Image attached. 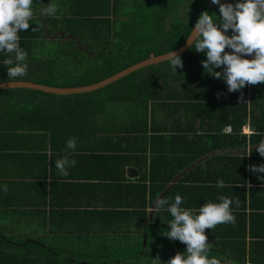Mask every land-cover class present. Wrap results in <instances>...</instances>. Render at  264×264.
Instances as JSON below:
<instances>
[{
	"label": "crops",
	"instance_id": "0c3cea01",
	"mask_svg": "<svg viewBox=\"0 0 264 264\" xmlns=\"http://www.w3.org/2000/svg\"><path fill=\"white\" fill-rule=\"evenodd\" d=\"M106 1L34 0L37 30L19 33L27 72L8 77L5 62L15 60L0 52V83L37 82L64 65L58 46L73 43L74 20L103 18ZM49 2L55 16L41 12ZM210 76L201 90L198 79L190 86L161 79L111 101L96 89L57 94L45 102L47 122L30 125L5 116L14 94L3 92L0 185L8 190H0V264H166L186 245L163 234L172 217L152 204L176 194L194 209L218 195L238 201L235 223L205 229L211 254L220 264H264V173L250 167L264 164L254 150L264 137V82L229 92ZM70 137L76 163L63 176L55 159ZM218 178L223 188L215 187Z\"/></svg>",
	"mask_w": 264,
	"mask_h": 264
},
{
	"label": "clouds",
	"instance_id": "9594fccd",
	"mask_svg": "<svg viewBox=\"0 0 264 264\" xmlns=\"http://www.w3.org/2000/svg\"><path fill=\"white\" fill-rule=\"evenodd\" d=\"M211 2L219 6V15L202 11L186 36L189 47L206 56L201 61L203 69L222 79L229 92L264 82V0ZM33 4L34 0H0V52L12 54L15 60V63L12 59L5 62L10 65L7 67L10 78L23 77L28 69V53L21 47L19 33L29 29L30 25H34L32 31L37 30ZM41 12L55 16L58 6L49 2ZM229 29L231 35L226 34ZM226 47L231 51H225ZM165 53L163 60L177 72V67L183 65L181 56L171 50ZM75 149L76 138L70 137L66 141L64 154L55 159L54 167L63 176H67L68 169L76 163L71 158ZM254 150L264 156V137L254 146ZM250 167L256 173H264V164ZM224 186L225 181L218 178L215 187ZM0 190L7 191V185H0ZM234 203L238 201L225 195L204 202L198 209L185 207L184 197L180 194H176L171 201L168 198L155 200L153 212L164 209L172 217L167 222L170 227L163 234L170 240L178 239L186 245L183 252H177L166 264H220V260L211 254L205 229L212 230L217 224L235 223L236 217L231 208Z\"/></svg>",
	"mask_w": 264,
	"mask_h": 264
},
{
	"label": "trees",
	"instance_id": "16d2710c",
	"mask_svg": "<svg viewBox=\"0 0 264 264\" xmlns=\"http://www.w3.org/2000/svg\"><path fill=\"white\" fill-rule=\"evenodd\" d=\"M106 2L103 18L74 20L73 43L68 46H58V59L63 60L64 65L53 67L51 75L37 79L38 83L72 86L63 82L67 75L81 77L82 85L98 82L153 55L179 48L187 40L186 36L202 11L207 10L219 15V6H210L206 0H107ZM87 28L92 29V32L85 33ZM228 31L231 33L230 29ZM80 44L84 46H76ZM180 56L183 65L177 67V72L169 67L167 61H162L138 69L95 91L105 92L109 95L107 101H111L117 98L114 95L119 91L150 90L148 84L153 88L155 83L161 82V79L165 81L164 86L177 84L179 81H187L190 86L191 82L198 79L201 86L197 90L202 89V84L209 85L212 82L210 74L201 64V61L206 59L203 52L189 48ZM66 63L69 66H66ZM72 63L74 68L71 70ZM55 69L59 70L55 71ZM62 69L64 71H60ZM3 92L14 94V97L11 96L6 100L5 116L12 120L22 116L27 120L28 125L37 124L44 119L47 122L49 119V108L45 103L47 97L58 96L56 93L26 87L3 89L0 90V95ZM17 93L20 94L16 96Z\"/></svg>",
	"mask_w": 264,
	"mask_h": 264
},
{
	"label": "water",
	"instance_id": "95a60500",
	"mask_svg": "<svg viewBox=\"0 0 264 264\" xmlns=\"http://www.w3.org/2000/svg\"><path fill=\"white\" fill-rule=\"evenodd\" d=\"M226 34L231 35V33L228 31ZM189 47V40H187L177 49L172 50L173 52L181 55L186 50H188ZM166 53L159 54V55H153L147 59H144L140 62H137L131 66H128L127 68L107 77L104 78L98 82L88 84V85H82V86H73V87H65V86H52L48 84L33 82V81H13V82H7V83H0V89L3 88H9V87H26V88H33L37 90H43L45 92L49 93H56V94H66V93H73V92H83V91H91L94 89H98L101 87H104L120 78L125 77L126 75L141 69L145 66L156 64L163 60ZM254 55V54H253ZM251 57V55H250Z\"/></svg>",
	"mask_w": 264,
	"mask_h": 264
},
{
	"label": "rangeland",
	"instance_id": "374dc122",
	"mask_svg": "<svg viewBox=\"0 0 264 264\" xmlns=\"http://www.w3.org/2000/svg\"><path fill=\"white\" fill-rule=\"evenodd\" d=\"M73 65L74 63H72V65L70 66L71 70L74 68ZM64 79L65 80L63 82L65 83V85H72V86H65V87H73L76 85H82L83 83V79L81 77L77 78V77H73L72 75L70 76L67 75Z\"/></svg>",
	"mask_w": 264,
	"mask_h": 264
},
{
	"label": "built area",
	"instance_id": "2783aa9c",
	"mask_svg": "<svg viewBox=\"0 0 264 264\" xmlns=\"http://www.w3.org/2000/svg\"><path fill=\"white\" fill-rule=\"evenodd\" d=\"M225 51H231V49H229V48L226 47V48H225Z\"/></svg>",
	"mask_w": 264,
	"mask_h": 264
}]
</instances>
